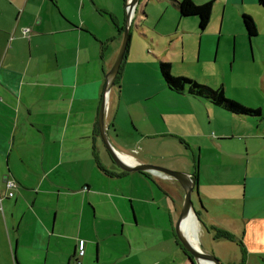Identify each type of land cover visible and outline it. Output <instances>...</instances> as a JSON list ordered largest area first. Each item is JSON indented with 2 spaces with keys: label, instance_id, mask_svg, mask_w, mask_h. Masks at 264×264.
Here are the masks:
<instances>
[{
  "label": "crops",
  "instance_id": "obj_1",
  "mask_svg": "<svg viewBox=\"0 0 264 264\" xmlns=\"http://www.w3.org/2000/svg\"><path fill=\"white\" fill-rule=\"evenodd\" d=\"M170 1L178 9L179 0ZM213 1L205 30L198 17L179 13L184 26L160 31L179 48V54L168 50L161 58L186 61L190 34L201 39V50L204 36H215L216 61L230 63L231 72L214 71V86L224 85L229 97L260 108L262 115H237L166 84L163 92L143 87L144 73L128 81V45L120 83L108 93L105 126L114 149L130 163L159 164L193 176L190 161L199 154V186L193 193L200 198L194 203L200 244L205 237L211 252L210 243L227 240L215 237L211 227L218 226L242 239L245 264H263L264 4ZM139 7L141 0L130 38ZM243 14L253 18L257 35H248ZM125 27L126 0H0V264H193L175 233L182 185L159 172L123 173L100 136L107 74ZM161 93L165 100L158 98ZM171 93L194 99L192 120L188 108L168 101ZM160 139L171 140V147L179 141L178 152L158 159L153 149ZM6 177L17 182L14 197L8 196ZM232 242L240 248L239 260L220 258L223 264L242 259L241 245Z\"/></svg>",
  "mask_w": 264,
  "mask_h": 264
},
{
  "label": "rangeland",
  "instance_id": "obj_2",
  "mask_svg": "<svg viewBox=\"0 0 264 264\" xmlns=\"http://www.w3.org/2000/svg\"><path fill=\"white\" fill-rule=\"evenodd\" d=\"M142 7L146 11V13L142 15V19L139 20L138 17H139V13H141ZM178 17H180L179 11L173 6L170 0H141V7H139L137 19L135 20L132 28V35L130 38V43L128 48L129 50L127 52L128 63H127V59L125 61L126 62L125 64L127 65L126 69H127L128 81L134 83L131 80L134 79L136 81L137 79H139L138 76L144 73L145 75H147L148 80L145 81V78L143 77V83H142L143 87L148 86L149 88L156 89L158 91L163 90L162 89L164 86L163 84L166 83L161 73L159 72V60L162 59L161 57L164 54V52H167L168 50L170 53H174L178 51L177 54H179V50H178L179 48H174L173 45L171 46L172 44L171 42L173 40L172 37L167 38V36H165L161 32H166L169 29H171V27L173 26H178V25L181 27L184 26V24L181 25L178 23L179 22ZM124 21H125V17L122 16L120 18L121 26H123ZM193 21L195 20H187V22H193ZM109 22L112 24L110 18H109ZM136 24L141 25L142 27L141 30L138 31L136 29ZM185 45L186 46L184 48V52H185L186 61H183L181 59V62L179 61L180 63H177L178 60L176 58H173L175 60V66L173 65L172 67L173 74L190 77L198 80L203 84L215 88L214 85L216 84L218 85V82L214 80L215 78L213 72L216 70L221 71L223 67H225L224 68L225 71H230V67H231L230 63H228L226 66H223L218 60L216 61V48H217L216 37L206 34L202 41V50H201V39L198 38L196 34H190L186 39ZM173 59L169 60L172 62V64L174 63ZM144 60H149L152 63H149L148 65L145 66L143 65ZM154 62L156 63V69ZM125 64L123 66V71L125 68ZM235 71H237V69L234 70V73ZM175 72L179 74H176ZM240 72L244 73L246 71L244 70V68H240ZM166 88L169 87L167 86ZM161 94L162 95L159 96L158 98L160 100H165V98L163 97L164 93ZM226 95L229 96L228 93H226ZM172 96H173V100H168V101L173 105L174 108H176L177 106L188 108L189 110L187 111L189 112V116L191 115L190 117L192 120L193 118L192 100L194 99H192L189 95H185V97H181V95H178L176 93H173ZM175 98H180L179 99L180 101H177ZM183 98H185L186 101ZM188 100H190V103ZM152 102L153 99L149 100L147 104H151ZM154 142L157 143V141ZM159 142L160 143H158L157 149H153L155 150L154 155L158 159H161L160 158L161 156L165 157V159L171 158V155L177 153L178 149L180 148L178 144L179 141H174L175 143L174 146L172 147L169 146L172 143L171 140L160 139ZM196 157H197L195 158L197 159L196 161L200 163L199 154H197ZM196 161L194 160L190 161V165L193 167L194 170H195ZM243 174H245V171L241 172L238 175V179H240L241 182L245 181V176ZM238 192L242 195L241 197H243L244 194L243 185L241 186V188H239ZM199 199L200 198L197 197L196 193H193L192 195L193 203L195 204L198 203ZM218 228L222 229L221 227ZM208 241L209 240H207L205 237L201 238V243L207 250H209ZM211 245L212 244L210 243L211 248L214 247L212 248L213 251L211 249V252L214 253L219 259L221 258L222 260H226V258L228 257L229 259H233V261L239 260L241 251L237 243H233L232 241L230 242L229 240L228 241L221 240L220 242L213 244L212 246ZM256 262L254 260L253 264H257Z\"/></svg>",
  "mask_w": 264,
  "mask_h": 264
},
{
  "label": "trees",
  "instance_id": "obj_3",
  "mask_svg": "<svg viewBox=\"0 0 264 264\" xmlns=\"http://www.w3.org/2000/svg\"><path fill=\"white\" fill-rule=\"evenodd\" d=\"M260 1L261 3L264 4L263 0H260ZM176 3H177L181 17H198L200 30L206 29V27L208 26L210 22L212 13H213V8H214L213 0H209L201 4H198L193 0H179V1H176ZM243 23L245 25V28L249 36L252 37V36L257 35V26L251 16H249L248 14H243ZM120 30L122 31L123 28ZM159 70H160V73L166 85L169 87V89L177 93H188L195 97L205 98L211 103L217 106H220L237 115H244V116H249V117H260L262 115V111L260 108H252V107L246 106L240 101L227 96L224 85L214 88L206 84H203L196 79L173 74L172 63L170 61L161 60L159 62ZM121 74H122V67L120 68V71L118 72L115 78V82H114L115 84L119 85L120 83L119 79H120ZM195 168H196V171L193 174V176H194V179L198 181V178H199L198 177V165H196ZM125 172L126 171H124L123 173ZM142 173H146V172H142ZM211 229H213L216 238H224L229 241H237L241 245L243 249L242 259L239 263H233V264H245L246 263V250H245L242 239L237 238L230 231L220 229L216 226L211 227ZM181 248L188 256H190V254L187 252V250L182 245H181Z\"/></svg>",
  "mask_w": 264,
  "mask_h": 264
},
{
  "label": "water",
  "instance_id": "obj_4",
  "mask_svg": "<svg viewBox=\"0 0 264 264\" xmlns=\"http://www.w3.org/2000/svg\"><path fill=\"white\" fill-rule=\"evenodd\" d=\"M140 0H126V27L124 30V37L122 46L120 48L119 54L107 74V82L104 90V97L101 102L100 112H99V132L100 136L105 144L107 150L109 151L113 161L119 165L123 170L127 172L132 171H142V172H159L166 176L175 178L182 185L185 191L183 207L181 213L175 224V233L178 238L179 243L187 250L190 254L189 259L193 264H201V259L212 261L215 264H222L221 260L212 252L207 251L205 247L200 244L197 248L190 240L189 237L183 234L182 230L184 223L189 219L191 213H195L194 203L192 200V194L194 191L198 190L199 183L194 179V176L188 175L185 172L173 170L165 166L150 164V163H130L125 161L122 156L114 149L109 138L107 136V130L105 126V116H106V104L108 101V93L112 88L115 78L120 71L121 65L125 58V54L129 45L130 40V25L132 22V17L134 15V10Z\"/></svg>",
  "mask_w": 264,
  "mask_h": 264
},
{
  "label": "bare ground",
  "instance_id": "obj_5",
  "mask_svg": "<svg viewBox=\"0 0 264 264\" xmlns=\"http://www.w3.org/2000/svg\"><path fill=\"white\" fill-rule=\"evenodd\" d=\"M122 158L127 161L130 162L131 159H129L126 156L121 155ZM137 163V162H136ZM184 227H183V234L186 235L187 237L190 238L191 242L197 247H200V242H199V238L197 236V219H196V215L192 212L189 219H187V221L184 223ZM201 264H215L212 261L209 260H204L201 259Z\"/></svg>",
  "mask_w": 264,
  "mask_h": 264
},
{
  "label": "built area",
  "instance_id": "obj_6",
  "mask_svg": "<svg viewBox=\"0 0 264 264\" xmlns=\"http://www.w3.org/2000/svg\"><path fill=\"white\" fill-rule=\"evenodd\" d=\"M28 31H29V29H27V28L24 30L25 33H27ZM5 183H6V187L8 190V196L14 197V195H15L14 190L17 187V182L13 178L6 177ZM84 252H85L84 249H80L79 254L82 256L84 254Z\"/></svg>",
  "mask_w": 264,
  "mask_h": 264
},
{
  "label": "flooded vegetation",
  "instance_id": "obj_7",
  "mask_svg": "<svg viewBox=\"0 0 264 264\" xmlns=\"http://www.w3.org/2000/svg\"><path fill=\"white\" fill-rule=\"evenodd\" d=\"M193 195V194H192ZM222 263V262H221ZM223 264V263H222Z\"/></svg>",
  "mask_w": 264,
  "mask_h": 264
}]
</instances>
